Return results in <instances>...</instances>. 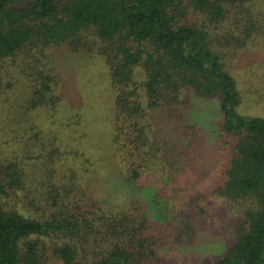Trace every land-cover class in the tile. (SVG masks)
Listing matches in <instances>:
<instances>
[{"label":"trees","instance_id":"trees-1","mask_svg":"<svg viewBox=\"0 0 264 264\" xmlns=\"http://www.w3.org/2000/svg\"><path fill=\"white\" fill-rule=\"evenodd\" d=\"M261 44L264 0H0V264H162L157 248L168 233L145 217L143 199L110 208L87 188L101 163L83 108L67 110L52 63L63 50L102 59L114 94L108 166L132 185L148 172L158 184L197 152L191 98L217 100L214 192L230 201L238 237L215 264H264V116L241 113V85L229 71ZM63 106L70 135L53 133L51 142L38 116ZM163 119L189 139L188 151L158 134ZM179 223L180 239L192 240L191 219Z\"/></svg>","mask_w":264,"mask_h":264},{"label":"rangeland","instance_id":"rangeland-1","mask_svg":"<svg viewBox=\"0 0 264 264\" xmlns=\"http://www.w3.org/2000/svg\"><path fill=\"white\" fill-rule=\"evenodd\" d=\"M93 40L91 37L92 42ZM94 47L96 48V45ZM52 63L63 80L62 88L67 110L83 108L80 109L85 114L84 121L89 125L86 124V129L91 136L88 147L95 154L97 163H101L98 171L95 170L87 179V188L93 197L110 208L124 207L131 204L135 198L143 199L145 217L162 225L163 230L168 233L164 235L157 248L158 258L162 264H215L223 258L238 237V229L236 230V213L230 201L218 197L219 195L214 192L222 161L216 135L217 125L222 117L217 100L191 98L192 116L202 130L200 131L202 144L197 151L198 155L195 151L191 157L185 156L181 161H176L173 167L167 169L166 174L160 175L164 176L163 179L159 176L158 179L163 181L160 180L158 184L155 183L158 175L148 172L143 177L141 185H132L125 178L118 176L117 170L111 171L108 166L112 156L110 122L114 113V94L108 75L102 67V59L93 54L84 60L76 55L70 56L63 50L53 55ZM229 71L237 77L241 85L244 97L241 113L263 117L264 45L256 47L252 45V48L244 50L238 59L230 63ZM86 77H89L87 80L92 86L84 82ZM22 90L23 88L14 100L22 97ZM260 95L263 99H260ZM63 110H66L64 106L58 115L52 112L38 116V124L51 142L53 138L49 139V136L53 133L63 134L65 138L70 135L63 128L62 117L59 116ZM156 127L162 138L178 142L176 147L183 151L189 150V139L182 131L176 130L174 122L164 120ZM49 143L50 141H46V146L41 151L44 156H48L52 147ZM98 144L101 145L100 149ZM102 150L105 152L103 158ZM42 171L46 173L47 169ZM157 205H160L158 211L161 213L152 212L157 209ZM185 217H189L193 226L197 228L192 240L180 239L179 222L185 220Z\"/></svg>","mask_w":264,"mask_h":264}]
</instances>
